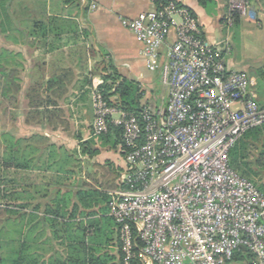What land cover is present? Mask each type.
Instances as JSON below:
<instances>
[{
	"label": "built area",
	"instance_id": "built-area-1",
	"mask_svg": "<svg viewBox=\"0 0 264 264\" xmlns=\"http://www.w3.org/2000/svg\"><path fill=\"white\" fill-rule=\"evenodd\" d=\"M229 4L228 29L235 15L255 16L249 0ZM122 25L169 88L163 108L138 116L93 93L94 137L123 130L124 165L107 193L123 264H264V193L230 165L237 142L264 125L255 80L228 67L229 42L209 40L175 2Z\"/></svg>",
	"mask_w": 264,
	"mask_h": 264
},
{
	"label": "crops",
	"instance_id": "crops-1",
	"mask_svg": "<svg viewBox=\"0 0 264 264\" xmlns=\"http://www.w3.org/2000/svg\"><path fill=\"white\" fill-rule=\"evenodd\" d=\"M176 1L193 12L212 42L231 46L235 30L245 41L258 38L264 47V0H249L255 16L240 17L231 29L226 25L229 0H215L210 9L196 0ZM155 9L153 0H0V208L18 206L17 264H62L76 255L78 226L55 222L45 206L89 188L77 168L97 161L93 93L104 76L114 70L141 86L145 103L166 105L169 88L160 98L154 93L161 73L147 69L142 45L122 25L123 19ZM263 71L264 66L258 73ZM111 161L120 169L124 165L118 155ZM12 171L17 174L10 178ZM63 227L64 243L57 236ZM115 244L109 247L113 256ZM7 253L0 260L11 264L15 260Z\"/></svg>",
	"mask_w": 264,
	"mask_h": 264
},
{
	"label": "trees",
	"instance_id": "trees-1",
	"mask_svg": "<svg viewBox=\"0 0 264 264\" xmlns=\"http://www.w3.org/2000/svg\"><path fill=\"white\" fill-rule=\"evenodd\" d=\"M76 0H65L66 4H74ZM156 7L160 8L163 5H167L170 2H175L177 5L182 6L176 0H153ZM198 4L204 9H210L215 7V0H196ZM240 21L238 15L234 16V24L232 28H237ZM109 76H104L103 85L98 88L104 98L112 106L129 113L138 116L145 106H148L144 102L145 92L142 90L138 83L132 82L128 79L121 78L117 72L113 70ZM261 78L258 79L259 87L260 81L264 77V71L259 73ZM261 104H264L261 102ZM260 129L261 145L258 149V155L256 162L264 163V125L262 127L252 129L244 136H249V133L254 130ZM243 136V137H244ZM102 140L110 141L114 148L121 147L123 145V130L115 125L109 126V132L101 136ZM236 150L233 149L230 153V165L233 169L237 167ZM233 153V154H232ZM261 192L264 193V190ZM12 196V194H11ZM67 199L60 200L55 206H45L47 208L46 214H50L54 217V221L64 222L65 226H78L80 233L77 237L79 247H75V254L73 259L69 258L68 261L62 264H123V255L120 250V241L118 254L113 256L109 251V247L112 244V240L103 241L101 239L102 219L109 217L108 204L110 196L99 189L83 188L76 190L73 194L66 196ZM72 197V201H71ZM13 204H5L6 210L11 209L8 206ZM18 207V206H17ZM23 208V206H22ZM38 209V208H37ZM80 219H86L87 221L82 223ZM67 221V222H65ZM118 233V228H117ZM119 237V235H118ZM84 245V258L80 254L82 246ZM81 246V247H80ZM0 264H6L5 261L0 260ZM11 264H17V260Z\"/></svg>",
	"mask_w": 264,
	"mask_h": 264
},
{
	"label": "rangeland",
	"instance_id": "rangeland-1",
	"mask_svg": "<svg viewBox=\"0 0 264 264\" xmlns=\"http://www.w3.org/2000/svg\"><path fill=\"white\" fill-rule=\"evenodd\" d=\"M231 39V48L226 56V63L228 67L232 70L246 71L256 82V92L258 100L264 101V77L259 76L260 69L264 66V47L258 41V38L247 39L246 41L240 37V33L233 30ZM168 90V87L163 83L162 80L158 81L154 87V93L159 98L162 97ZM150 106V105H149ZM153 107V106H152ZM154 108V107H153ZM158 110L160 108H154ZM99 140V150L96 155H93V160L97 157V161L93 164L85 165V167L77 168L79 173L84 176L87 180V185L91 188L100 189L102 191L112 190L116 188L117 181L120 173V168H117L111 159L118 155L122 158L124 162V155L121 151V147L114 148L112 142L102 140L101 137L97 138ZM261 134L260 129L254 130L249 133V136L242 137L233 148L236 150V164L234 167L235 171L240 174L245 179L249 180L255 184L262 191L264 190V163H257L258 149L261 145ZM232 151V150H231ZM233 154V153H232ZM87 164V161H86ZM93 164V165H92ZM2 168V157L0 156V169ZM17 171H12L10 178L15 176ZM1 175V174H0ZM1 197V195H0ZM1 202V200H0ZM8 202H13L12 198ZM7 202V203H8ZM5 204V203H4ZM6 207L7 206H4ZM10 210L5 208H0V256L2 253H7L8 258L12 260H17L16 248H17V234H18V224L15 219L17 216V205L8 206ZM7 217H12L13 219L7 220ZM102 230L101 239L103 241L112 240V244L116 241L119 248L117 225L114 220L110 217H105L102 219ZM71 226H67L70 228ZM58 239L64 241L66 240V231L63 227L57 233ZM116 239V240H115ZM248 260V254L245 256ZM241 262V261H240Z\"/></svg>",
	"mask_w": 264,
	"mask_h": 264
},
{
	"label": "water",
	"instance_id": "water-1",
	"mask_svg": "<svg viewBox=\"0 0 264 264\" xmlns=\"http://www.w3.org/2000/svg\"><path fill=\"white\" fill-rule=\"evenodd\" d=\"M243 250L245 251V248H243Z\"/></svg>",
	"mask_w": 264,
	"mask_h": 264
}]
</instances>
